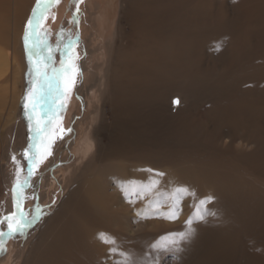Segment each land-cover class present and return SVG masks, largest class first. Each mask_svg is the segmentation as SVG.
<instances>
[{"label":"bare ground","instance_id":"bare-ground-1","mask_svg":"<svg viewBox=\"0 0 264 264\" xmlns=\"http://www.w3.org/2000/svg\"><path fill=\"white\" fill-rule=\"evenodd\" d=\"M33 5L0 0V139L33 67L21 27ZM92 8L87 22L102 40L75 38L63 53L66 59L76 46L86 53L80 69L91 75L89 89L97 88V148L27 243L2 245L0 264H81L80 256L85 264H144L151 256L137 255L138 244L165 233L177 234L170 247L183 252L181 264H264V0H122L119 28L106 39L101 34L111 22L99 2ZM59 17H52L54 26ZM102 50L91 70L89 56ZM66 84L59 80L63 97L70 93ZM172 95L180 98L177 109ZM56 99L53 91L49 106ZM31 140L29 155L35 156L40 144ZM18 146L3 154L11 157ZM15 157L18 164L12 161L2 176L8 184L0 199L2 220L17 217L38 193L37 186L35 195L30 191L33 172L13 200L18 167L21 182L28 170L24 156ZM209 196L208 207L201 205ZM189 221L195 233L183 240Z\"/></svg>","mask_w":264,"mask_h":264},{"label":"rangeland","instance_id":"rangeland-1","mask_svg":"<svg viewBox=\"0 0 264 264\" xmlns=\"http://www.w3.org/2000/svg\"><path fill=\"white\" fill-rule=\"evenodd\" d=\"M89 1L91 2L90 6L88 7L87 0H82V2L80 3H77V0H58V2H56V0H51L49 6L44 10V14L42 19H40L39 21V25L37 26L36 21L33 20V25L31 26V28H29L28 21L29 19H32L33 9L35 8L37 3V0H35V5H33L30 10L31 13L29 12L27 18L25 19V23L21 25L23 30L28 29V31L30 32V43L34 42L37 37L42 40L45 38L47 39L48 48H50L53 56V61L48 64V67L58 69L60 68L61 61L63 60L66 62L68 70L74 69L75 72L72 74L70 73L69 75L74 76L75 79L74 84H69L68 82L70 86V93L66 94L64 97L62 96L63 99L57 98L55 104H51L49 106V99L51 95H46L41 104L36 108L34 123H43L49 117H53L52 119L55 122L53 128H58L59 131L62 132L59 137L58 135L56 137L53 133H51L53 131V120L51 119L49 133L51 134L50 139L54 140V143L52 144V147L50 149L51 155H46L44 152V148L49 143V140L45 139V137H41L39 140L35 139L36 143L39 142L40 144V147H37L38 151L35 157L37 160H40L42 156L44 157L43 162L40 163L38 167H33V172L35 173V175L32 176L33 178L31 177L30 182L32 185L30 191L35 195L34 187L37 186L38 193H36V196H31L30 194L31 198L27 200L26 205L23 206L21 211H17L19 213L23 212L24 215L28 217L27 220L21 221L20 215H18L17 217H12L11 222L14 224V226L16 222H20L24 225L22 231L17 230L13 234H9L8 226L6 227L7 224H0V233H7V237L5 236L6 239L4 238L0 241V249L2 248V245H4L3 247L5 248L11 249L13 247V244L15 245L16 242H20L19 244L22 246L27 243L29 239V232L34 229H39L43 225L44 221L48 219L56 209L59 208L61 201L69 193L71 187L75 183L76 177L81 173V169L92 157L94 150H96L97 148L95 135L97 134V129L100 123V113H96L94 110L96 102L95 95L93 94L97 91V88L93 87L89 89L88 80L91 75L86 72H82L80 69L81 62L86 57V53L82 52L83 46L81 47V49L79 46H76L73 53H68V57L65 59L66 55H64L63 51L66 43L69 41H74L75 38H80L83 42L88 43L89 39H94L96 37V44H98V41H100L101 39L99 37L100 35L97 36L98 34L96 30L91 27L89 22H87V18H89V12L90 10L94 11L92 7H94L97 2H99L102 7L99 12H104L109 18V22H111V25H109L108 28V32L105 31L107 32V34H104L102 31L100 32L103 33L101 34V37H104V39H106L108 34L114 32L117 28H119L117 22L119 20L122 0ZM228 1L229 0H224V3H227ZM46 2L47 0H41L42 4ZM56 13L60 17L58 21L55 22V24L57 25L54 26V24L52 23V17H54V14ZM75 17L79 20L78 22L80 23L81 29L79 30L76 26L77 21H75ZM45 20H49L51 24H48L49 26H47ZM122 25H125L123 24V21ZM125 30L128 31L127 27H125ZM105 41L106 40H104L103 43H105ZM103 51L104 50L93 53V57L92 54L89 56L88 64L90 65L91 70L92 65L97 60L96 58L100 56V53L104 54ZM25 55L27 63L30 64L28 60V53L25 52ZM34 63L35 62H33V66ZM31 69L32 66L31 68H28V83L26 85V89L20 88V92L17 97V100L19 102V104L17 105V110L16 104L15 108L13 107V109L10 110V112L13 113V120L4 125L5 128H3V130L1 131L3 133L0 139V199L5 195L3 186L8 188V184L4 183L6 179H3L2 176H5V174L10 171L12 156H23L25 149H28L29 145H32V140L30 141V139L33 138L34 134L29 130L31 125L29 123L28 116L24 111L26 103L25 97L27 95L29 87H31V85L29 84V80L31 78ZM66 78L67 81H69V76H67ZM64 79L65 78H63V75H61L60 85L62 84V86H65L66 84V82H63ZM37 87H39V85H37ZM91 94L94 96L93 100H89L88 98V96L91 97ZM171 102L173 108L177 109L180 105V98L178 96L172 95ZM62 105L63 107H61ZM28 106L29 109H31V98H29L28 100ZM105 111L106 113L109 112L108 107H105ZM20 120L21 122H19ZM17 124L19 125L17 126ZM23 127L27 129V131ZM12 129L13 131L9 133ZM19 129L26 134L28 133L27 135L25 134V142H23V140H21L19 137L21 133ZM162 129L165 131L167 127L163 125L160 131H163ZM18 144L20 145V147L18 146ZM4 145L8 146L4 147ZM16 145L18 146V148L16 149L20 154H18V151L15 149L14 154L11 157L8 156L7 158V156L3 154V149L10 148L11 146L14 147ZM90 145L91 148L88 149ZM29 150L30 154L31 149L29 148ZM79 157L80 161L76 166V159L78 160ZM208 203H204L203 205H206V207H208ZM2 219L3 215L0 214V220ZM187 231L188 229L185 230L184 233ZM173 237L174 239H176L178 236L177 234L165 233L164 235L159 237L151 236L149 238H145V240L141 244H138L135 251L138 250L137 255H139L138 252H142L143 255L146 254L147 256H151V258H147V260L143 261L144 264H181V261L184 260V258L181 256L183 255V252L180 253L179 250L174 251V248L170 247V244L174 240ZM1 238L2 236H0V239ZM83 258L84 257L81 258L80 256L78 263L81 262V264H85ZM152 259L154 260L152 261ZM75 260L72 259L69 261V263H74L73 261ZM4 264H8V259ZM14 264H22V261L18 260Z\"/></svg>","mask_w":264,"mask_h":264},{"label":"snow or ice","instance_id":"snow-or-ice-1","mask_svg":"<svg viewBox=\"0 0 264 264\" xmlns=\"http://www.w3.org/2000/svg\"><path fill=\"white\" fill-rule=\"evenodd\" d=\"M51 0H47L46 3L42 4L41 0H37L36 6L33 9L32 19H29L28 21V27L31 28L33 25V20L36 21L37 26L39 25L40 19H42L44 10L49 6V3ZM58 2V0H56ZM82 2V0H77V3ZM24 43H25V49L28 52V60L30 64L34 63V66L31 69V79L29 80V84L31 87H29L27 95L25 97V114L28 116L29 123L31 125L30 132L34 134L33 138L36 140H39L41 137H45V139L49 140V143L44 148V152L46 155H51V147L54 143V140L50 139V133H49V127L51 124V118L49 117L47 120H45L43 123H34L35 120V111L37 106L41 104V102L44 100L46 95H51L53 91L57 94L58 99H63L62 95L60 94V88H59V80L61 75L69 76V84H74V76L69 75L68 69L65 67V61H61L60 68H51L48 67V64L53 61V56L51 53L50 48H48L47 45V39H40L37 37V39L30 43V32L28 29L25 30L24 34ZM72 46H75V42H73ZM71 49H69L70 51ZM43 61V63H42ZM69 84H66V87H68V90L70 91ZM39 85V87H37ZM31 98V109H29L28 106V100ZM63 107V105L61 106ZM32 145H29V148H31ZM24 159L28 162V170H27V176L25 177L24 181L21 182L19 179V172L20 168L18 167L17 170V180L16 183L13 185L12 193H13V200L17 201L19 200V190L24 187L25 184L29 183V178L33 175V167H38L40 163L43 162L44 157L42 156L40 160H37L34 155H29V150L25 149L23 153ZM13 163H17L15 155L12 157ZM148 171H152L149 169ZM157 177H163V172H157ZM156 184H158V181H153L152 186L155 187ZM122 191H125L127 194V190L122 187ZM177 192H186L188 189L185 188H177ZM194 195V193H193ZM213 198L211 196L207 197L206 200L201 201V204L211 202ZM16 207H19V204H16ZM12 215H15L13 213ZM21 221L27 220L28 217L24 215L23 212L19 213ZM212 215H215V213H212ZM203 219V215L200 217ZM7 222L9 234H13L15 231L19 230L22 231L24 225L20 222H16L15 226L11 222L10 217H5L4 220H0V224H4ZM189 229L185 233H181V239L186 240L189 239L192 235L195 233V229L191 227L192 221L188 222ZM4 233H0V236H3ZM103 236V234H100ZM107 243V241H105ZM111 243H115L113 240ZM173 245H176L178 242L173 241ZM155 247V246H154ZM113 253H116V249H112ZM120 255H123V253H120Z\"/></svg>","mask_w":264,"mask_h":264},{"label":"crops","instance_id":"crops-1","mask_svg":"<svg viewBox=\"0 0 264 264\" xmlns=\"http://www.w3.org/2000/svg\"><path fill=\"white\" fill-rule=\"evenodd\" d=\"M51 10H52V9H51ZM51 13H52V11H51ZM51 16H52V14H51ZM46 18H47V17H46ZM45 21H46V20H45ZM48 24L50 25L49 20L46 21V25H47V26H49Z\"/></svg>","mask_w":264,"mask_h":264}]
</instances>
